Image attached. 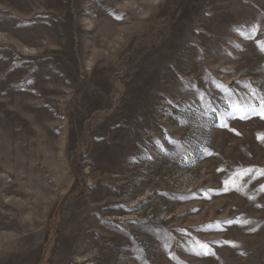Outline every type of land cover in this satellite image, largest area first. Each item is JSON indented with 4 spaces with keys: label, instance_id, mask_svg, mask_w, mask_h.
Segmentation results:
<instances>
[{
    "label": "rangeland",
    "instance_id": "374dc122",
    "mask_svg": "<svg viewBox=\"0 0 264 264\" xmlns=\"http://www.w3.org/2000/svg\"><path fill=\"white\" fill-rule=\"evenodd\" d=\"M0 264H264V0H0Z\"/></svg>",
    "mask_w": 264,
    "mask_h": 264
},
{
    "label": "snow or ice",
    "instance_id": "6c2138e0",
    "mask_svg": "<svg viewBox=\"0 0 264 264\" xmlns=\"http://www.w3.org/2000/svg\"><path fill=\"white\" fill-rule=\"evenodd\" d=\"M228 183V181H225V184H227Z\"/></svg>",
    "mask_w": 264,
    "mask_h": 264
}]
</instances>
